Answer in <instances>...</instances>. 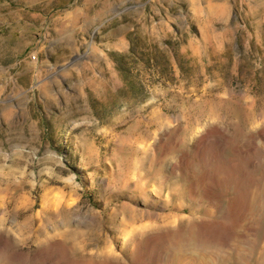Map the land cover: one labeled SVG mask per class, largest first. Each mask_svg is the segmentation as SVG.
<instances>
[{"label":"rangeland","instance_id":"rangeland-1","mask_svg":"<svg viewBox=\"0 0 264 264\" xmlns=\"http://www.w3.org/2000/svg\"><path fill=\"white\" fill-rule=\"evenodd\" d=\"M205 263L264 264V0H0V264Z\"/></svg>","mask_w":264,"mask_h":264},{"label":"bare ground","instance_id":"bare-ground-1","mask_svg":"<svg viewBox=\"0 0 264 264\" xmlns=\"http://www.w3.org/2000/svg\"><path fill=\"white\" fill-rule=\"evenodd\" d=\"M194 263V262H193ZM206 264V263H205Z\"/></svg>","mask_w":264,"mask_h":264}]
</instances>
